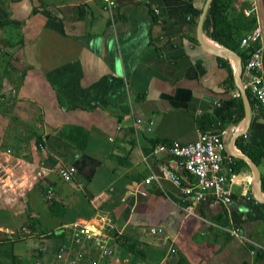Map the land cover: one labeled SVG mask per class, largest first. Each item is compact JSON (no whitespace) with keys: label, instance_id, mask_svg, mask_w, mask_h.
<instances>
[{"label":"crops","instance_id":"0c3cea01","mask_svg":"<svg viewBox=\"0 0 264 264\" xmlns=\"http://www.w3.org/2000/svg\"><path fill=\"white\" fill-rule=\"evenodd\" d=\"M206 1L116 0L110 20L104 0H0V211L30 228L32 249L48 241V260L66 228L100 213L145 255L141 260L115 249L131 264H176L179 257L187 264H264V204L254 198L251 170L238 157L244 145L254 157L259 154L257 163L244 156L264 178V108L256 110L252 95L243 90L250 110L246 120L239 57L211 41L203 25L206 47L198 42ZM252 1L233 3L228 19L233 23ZM254 1L264 67V28ZM254 28L232 29L242 39ZM219 47L230 57L219 54ZM237 98L242 113L235 108ZM228 113L232 120L225 118ZM65 126L86 132L82 149L58 136ZM198 130L223 132L225 151L245 166L236 173L229 204H196L200 219H187L170 181L144 180L164 165L182 184H192L166 152H151L173 141L192 142ZM79 138L77 143L83 141ZM60 165L76 168L81 189L59 178ZM249 179L246 200L239 184ZM47 190L57 207L40 198ZM44 212L56 219L57 237L46 238L44 232L52 231L38 220ZM229 227L252 244L231 237ZM151 228L163 234L152 236ZM9 232L0 227V242L11 245L20 261L27 239L16 242ZM9 256L7 251L0 257L9 261Z\"/></svg>","mask_w":264,"mask_h":264},{"label":"built area","instance_id":"2783aa9c","mask_svg":"<svg viewBox=\"0 0 264 264\" xmlns=\"http://www.w3.org/2000/svg\"><path fill=\"white\" fill-rule=\"evenodd\" d=\"M104 2L107 15L112 20L116 0H104ZM155 13H157L156 10ZM242 13L246 17L255 18V28L241 39L240 47L247 48L256 43L259 45L241 67V87L252 95V105L258 110L264 108V67L262 30L257 15V3L253 0L250 8L243 10ZM140 123V118L134 120L135 130ZM242 134L243 138H246L245 133ZM222 135L223 132L198 130L197 137L192 142L173 141L169 145H160L152 149L153 155L166 152L173 158L176 168L188 173L194 179L192 184H182L176 172L164 165H159L158 174H150L144 183H149L151 180L158 181L160 178L170 181L178 189L184 205L183 216L187 219H200L194 212L196 204L207 201L229 204L233 195L232 187L237 181L236 173H233L231 169L235 157L233 153L225 151ZM56 173L62 181L77 189L82 188V184L75 183L76 168L74 166L60 165ZM251 184V179L239 184L241 188L239 194L246 200L250 199L248 190ZM51 196L52 193L48 190L46 199H51ZM113 227L109 215L100 213L89 222L71 225L63 232V242L55 250L50 264H131L130 259L120 258L116 254L115 249L118 248L121 238L120 233L114 231ZM226 231L235 239L251 243L240 237L234 227H229ZM149 234L160 236L163 231L159 228H151ZM19 235L31 237L32 233L26 228H21ZM46 242H40V245L36 247V254L46 251Z\"/></svg>","mask_w":264,"mask_h":264},{"label":"trees","instance_id":"16d2710c","mask_svg":"<svg viewBox=\"0 0 264 264\" xmlns=\"http://www.w3.org/2000/svg\"><path fill=\"white\" fill-rule=\"evenodd\" d=\"M238 0H211L203 22V30L206 33V36L213 42L217 43L218 45L224 47L225 49H228L229 51L236 54L239 59L240 63L243 65L246 60L250 57V55L253 53L255 48L258 47V43L251 45L247 48L241 49L240 48V38L239 35L234 33V29L232 28H238V26H243L247 30H251V28L254 27L255 21L252 18H245L242 13L237 14V19L232 23L228 19V13L233 11V3L237 2ZM209 41V40H208ZM249 93L247 92V95ZM250 95V94H249ZM235 108L239 107L241 113L243 112L242 107V101L240 98H237L236 100H233ZM226 119L232 120L233 116L232 113H228L225 116ZM10 121L12 119H9ZM58 136L65 140V141H71L75 143L76 148L80 146V149L84 147V143L86 141V132L78 127H72V126H65L59 130L56 131ZM80 137H83V141L77 143L75 139H80ZM40 136H37L38 140ZM249 146H242L240 147L241 152L243 155L248 156L254 163L258 162L259 154L257 157H254L249 151ZM245 166V163L241 160H237L233 163L231 169L233 173H238L241 168ZM184 176V171H182V177ZM36 184H40V181ZM261 193L264 194V178H261ZM46 195V194H45ZM49 207L52 209L54 207H57L58 204L54 202L51 199H48ZM29 225L33 227V222H29ZM46 235V238L50 237H57L58 235L54 232H44ZM121 241L118 243V249L120 254L123 252L125 254H131L136 257H138L141 260H146L145 255L143 252L137 247V242L132 237H127L122 235ZM13 244V243H10ZM9 244H4L3 242H0V256L6 255L7 251L9 256V264H21L17 258L13 255L12 246L9 248ZM0 264H3L0 261ZM176 264H187L185 260L181 257L178 258Z\"/></svg>","mask_w":264,"mask_h":264},{"label":"rangeland","instance_id":"374dc122","mask_svg":"<svg viewBox=\"0 0 264 264\" xmlns=\"http://www.w3.org/2000/svg\"><path fill=\"white\" fill-rule=\"evenodd\" d=\"M258 6H259L260 14H261V20H262L261 24H262V27L264 28V0H258ZM45 194H46L45 191L41 192L40 198L44 199ZM21 209L23 210V213H26V211H28V209L25 207H22ZM1 213H3V212L0 211V223L2 222L0 224L1 230H3L4 228L11 229L12 232L17 233V234L11 235L12 239L16 242L19 241L21 238H20V235L18 232H20L19 230L23 226H26L25 223H22L19 219H14V218L10 219L9 216L3 217V216H1ZM4 214L7 215L5 212H4ZM38 220H39V223L41 224L42 229H48L49 231H52L55 233L53 227L56 223V219L52 220L51 217L46 212H44V214L42 216H38ZM23 238H26L27 240L25 241L24 247H23L24 256L22 257V259H19L20 263L22 262V264H50L51 259L48 260V258H47L48 253L44 252L41 254H36V250L32 249V245L35 246V244H36L35 239L27 238V237H23ZM2 240H4V239L2 236H0V241H2ZM50 254L52 255V252ZM0 261L3 264H9V261L5 260L2 257H0Z\"/></svg>","mask_w":264,"mask_h":264},{"label":"water","instance_id":"95a60500","mask_svg":"<svg viewBox=\"0 0 264 264\" xmlns=\"http://www.w3.org/2000/svg\"><path fill=\"white\" fill-rule=\"evenodd\" d=\"M210 1L211 0L206 1V4H205V6H204V8L200 14V18H199L198 23H197V39H198V42L205 47H206V45L203 43V40L201 38V31H202L203 20H204V17H205L206 11H207V7H208V4L210 3ZM218 51L220 52L219 54H223L225 56L229 55V57H230V54L228 52L224 51L222 48L219 47ZM237 69L239 71V68H237ZM240 70H241V67H240ZM240 90H241L242 99L244 100L245 111H246V115H247L245 119L247 120L248 116H249V112H250L249 103H248V99L246 97V94L243 91L244 89L242 87H240ZM238 157H240L248 165L249 169L251 170L252 179H253V187H254V198L256 199V201L264 204V198L261 197V178H260V175L258 173L256 165L248 157H246L240 153H238Z\"/></svg>","mask_w":264,"mask_h":264},{"label":"clouds","instance_id":"9594fccd","mask_svg":"<svg viewBox=\"0 0 264 264\" xmlns=\"http://www.w3.org/2000/svg\"><path fill=\"white\" fill-rule=\"evenodd\" d=\"M48 191V190H47ZM46 196H47V194H46ZM45 199H46V197H45ZM46 200H48V199H46ZM22 228H26V227H22ZM26 229H28V228H26ZM28 230H30V229H28ZM20 231V230H19ZM31 231V230H30ZM9 233H11V232H9ZM18 233H20V232H18ZM14 234H17V233H11V235H14ZM26 237V236H25ZM33 236H31V237H29V238H32ZM121 237V236H120ZM20 238L22 239L23 237H21L20 236ZM28 238V237H27ZM35 250H36V248H35ZM38 254H41V253H38Z\"/></svg>","mask_w":264,"mask_h":264}]
</instances>
